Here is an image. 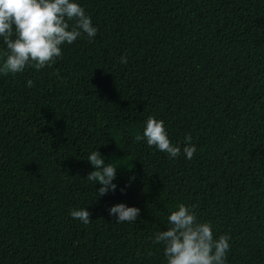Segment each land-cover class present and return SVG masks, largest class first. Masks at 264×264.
<instances>
[{
    "label": "trees",
    "instance_id": "1",
    "mask_svg": "<svg viewBox=\"0 0 264 264\" xmlns=\"http://www.w3.org/2000/svg\"><path fill=\"white\" fill-rule=\"evenodd\" d=\"M77 2L94 38L0 74V264H166L153 241L180 203L230 237L227 264H264V119L255 134L249 110L264 107V0ZM149 116L175 159L136 139ZM94 149L117 164L98 197ZM121 202L135 222L109 215ZM84 207L86 225L70 215Z\"/></svg>",
    "mask_w": 264,
    "mask_h": 264
},
{
    "label": "clouds",
    "instance_id": "2",
    "mask_svg": "<svg viewBox=\"0 0 264 264\" xmlns=\"http://www.w3.org/2000/svg\"><path fill=\"white\" fill-rule=\"evenodd\" d=\"M69 21L74 23L70 25ZM82 33L91 40L97 28L77 0H0V39L6 46L0 50V74L21 73L29 66L36 70L51 66L61 57V46L73 43ZM120 62L127 63V58L121 56ZM27 86L32 87L33 81L29 79ZM250 108L256 134L264 119V107L257 101ZM136 139L145 140L149 147L155 146L172 159L181 153V146L170 141L163 120L152 116L146 120L142 136L137 135ZM184 140L182 150L190 160L196 155V147L190 135ZM105 159L96 149L87 157L93 170L86 179L94 185L97 197L116 189L113 181L117 164L105 163ZM108 212L115 216L116 223L135 222L140 215L138 207L122 202L113 204ZM70 215L85 225L91 222L85 207L71 210ZM167 223V229L158 231L153 241L163 244L166 264H227L230 237H214L211 224L199 221L189 206L178 204L168 215ZM109 242L113 244L112 238Z\"/></svg>",
    "mask_w": 264,
    "mask_h": 264
},
{
    "label": "rangeland",
    "instance_id": "3",
    "mask_svg": "<svg viewBox=\"0 0 264 264\" xmlns=\"http://www.w3.org/2000/svg\"><path fill=\"white\" fill-rule=\"evenodd\" d=\"M164 256V254H162V257Z\"/></svg>",
    "mask_w": 264,
    "mask_h": 264
}]
</instances>
